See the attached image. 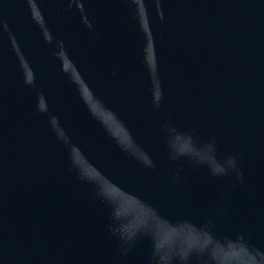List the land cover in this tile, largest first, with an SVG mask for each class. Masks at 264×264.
Here are the masks:
<instances>
[{
  "label": "water",
  "instance_id": "water-1",
  "mask_svg": "<svg viewBox=\"0 0 264 264\" xmlns=\"http://www.w3.org/2000/svg\"><path fill=\"white\" fill-rule=\"evenodd\" d=\"M0 264H264V0H0Z\"/></svg>",
  "mask_w": 264,
  "mask_h": 264
}]
</instances>
